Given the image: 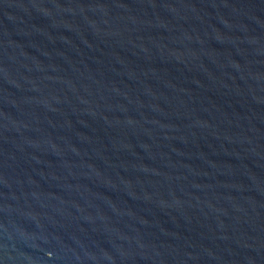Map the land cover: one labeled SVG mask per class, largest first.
<instances>
[{"label":"water","instance_id":"1","mask_svg":"<svg viewBox=\"0 0 264 264\" xmlns=\"http://www.w3.org/2000/svg\"><path fill=\"white\" fill-rule=\"evenodd\" d=\"M0 264H264V0H0Z\"/></svg>","mask_w":264,"mask_h":264}]
</instances>
